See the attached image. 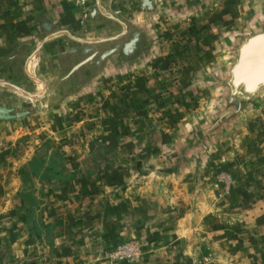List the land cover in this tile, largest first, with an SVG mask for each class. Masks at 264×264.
I'll return each instance as SVG.
<instances>
[{
	"label": "rangeland",
	"instance_id": "374dc122",
	"mask_svg": "<svg viewBox=\"0 0 264 264\" xmlns=\"http://www.w3.org/2000/svg\"><path fill=\"white\" fill-rule=\"evenodd\" d=\"M38 1L0 0L1 38L15 28L29 32ZM215 24V17L199 15L156 18L146 73L115 86L108 80L113 88L91 110L79 106L74 113L71 105L75 108L77 100L67 104L66 115L73 119L57 141L62 137L70 145L50 139L53 125L40 108L48 103L36 113L5 120L0 127V264H264V99L220 137L204 144L195 140L184 152L190 128L211 116L214 94L201 82L209 72L204 64H197L195 80L191 72L197 59L221 58L220 45H211L223 33L214 35ZM222 65L217 64L218 71ZM114 119L122 125L120 140L134 144L107 145L104 158L95 152L89 160L81 152L74 156L85 135L112 131ZM54 151L57 158L48 157ZM117 162L121 176L111 180L110 190L102 188L96 197L101 202L91 207L82 188L98 179L90 182L77 170L91 165L97 171ZM44 167L49 175L37 170ZM70 180L78 193L66 200H78L73 205L78 218H70L68 231L60 224L55 232L68 238L55 248L54 238L45 239L52 244L49 252L33 250L38 243L30 235L39 231L37 221H46L45 205L36 208L35 203L48 197L37 187L51 184L58 190ZM51 194V200L64 203ZM41 222L40 229L54 236L53 225Z\"/></svg>",
	"mask_w": 264,
	"mask_h": 264
},
{
	"label": "crops",
	"instance_id": "0c3cea01",
	"mask_svg": "<svg viewBox=\"0 0 264 264\" xmlns=\"http://www.w3.org/2000/svg\"><path fill=\"white\" fill-rule=\"evenodd\" d=\"M101 3L106 11L122 20L127 26V38L122 40L121 46L128 43L130 40L129 37L132 35L138 36V55L124 56L123 53L118 50L116 54L109 55L106 59H103L93 54L94 57L92 61L81 66L78 70L71 72L73 67L78 65L86 57H89L88 55H92L91 52L95 53V51L102 50L103 53L120 45L117 44L120 40H104L118 36L122 32V27L106 19L99 12L93 15L94 7L87 3V0H39L36 3L37 5L34 12L31 14L32 28L29 32L23 34L15 28L12 31H8L5 35L3 34L2 38L0 36V41H2V45H0V80H4L30 93H40V90L44 89L39 99L29 100L22 97L18 92L16 93L0 85V114L7 113V116L10 115L9 119L12 121V119L24 117V115L28 113H36L41 103H48L46 107L42 105L40 108H44L43 113H46L42 115L43 119L45 121H50L53 125L52 129H54V131H52V137L50 139L56 141V144L51 141L52 145H57L58 143L59 146H64L65 144H62L63 142H68V145H70L69 141H65L66 139H62V137H58L60 141H57V135H60V129L62 127L66 128L68 121L71 122L73 119L72 116L69 114L66 115L65 112L68 111L67 104L69 102L73 104V102L76 103L77 100L78 105L75 104V108L73 107L74 105H71L72 110L74 109V113H77L79 106L83 107V111L91 110L96 102H100V98H106V94H109L108 90L110 88L112 89L113 86L117 85L120 81L127 79L132 80L136 76L143 74V72L146 73L153 57L151 54L152 49H155L152 24L156 18L166 15H199L204 18L209 17V19L212 20L215 17L216 31L214 35L217 32L223 33L221 34L220 41L215 40V38L214 40L210 38L208 42L213 40L211 45L216 47H218L219 44L222 49V56L218 61H216V54L212 59L209 57V61H206L207 59L205 57L202 58L203 60L197 59V61H195L196 63H194L196 67L193 68L192 72L190 71L192 79L195 80V74L199 75L197 73V66L204 64L205 70L209 73L203 77V81L199 79L200 77L197 78V82L199 83L201 81L204 83L206 89H210L212 94H214V86L210 83L209 79L212 75L220 73L226 65V41L236 35L247 34L255 30V24L264 17V0H207L201 7L192 13L182 10L184 5L182 0H165L163 3L155 4L156 6L152 12L145 9L141 10L140 4L134 0H101ZM211 16L214 17L212 18ZM64 31H68L72 35L82 39L98 42L95 44L76 43L66 35H63ZM55 33V37L43 44L37 54L34 63L33 80L29 75V60H27V56L31 55L40 40ZM4 40L12 45L6 47V44L3 43ZM98 60L101 61L98 62ZM219 62L223 63L220 71H218L216 67ZM108 80L114 82L113 86L108 83ZM114 95L117 94L114 93ZM101 104L104 105V101ZM31 106L35 107L32 108ZM103 107L105 108V106ZM74 118H76V115H74ZM5 120L7 119L0 120V127L4 125ZM113 121L111 125L113 128L112 131H104V128H102V131L98 130L97 133L85 135L84 142L86 143H81L82 149L73 152L74 156L80 155L81 152V154L83 153L86 157L85 159L89 160L91 157H95L93 156L95 152L96 154H100L101 158H104L109 155L108 153H104V147L107 149L110 148L107 145H111L112 143H125L126 146L134 144V141H131V139L126 138L124 141L120 140V137L124 136L121 130V122H116L115 119ZM77 126L78 125H76V127ZM48 135H50L49 132H47V136ZM126 146L124 148H126ZM112 147L115 148L114 146ZM120 149L121 147H118L117 151ZM125 151L127 152L126 154L131 153L130 149H125ZM47 154H49L48 157L52 156L51 158H57L55 155L58 153L54 151L52 154L50 152ZM117 154L116 152L115 155L120 159V156ZM37 170L40 174L44 175H49L51 172L46 170L45 167ZM83 171L84 173L82 174ZM70 174H72V172H70ZM76 175H84L90 182L98 179L93 187L90 184L82 188V193L85 194L86 199L89 200V205L91 204V207H95L98 202H101L99 198L96 197L99 196L100 191H105L102 188L110 190V186L112 185L111 180L121 176V166L120 163L117 162L112 167H99L96 171L91 169L90 165V167L83 169L80 167ZM73 182L74 181L70 180L58 190L51 184H42V187H37V193L42 189L48 195L45 201L35 203L36 208L38 206L40 207V203L41 205H45L44 215H46V221H44V223L40 222L44 226L52 224L55 230L54 236H50L45 231V228L43 231L40 229V222L37 221L36 224H38L39 231L31 235L29 234L31 240L38 243L33 244V250L46 247L49 252L52 244L49 243V246H47V244L44 243L45 239L51 240L54 238L55 248L56 245H58V247L60 246L62 240L64 241L68 238L67 234L59 233L57 235L55 232L57 230L56 225L60 224H64L65 230L68 231L70 226L69 223L73 222L70 218H78L73 213V205L75 204L77 206V203L74 201L78 200L74 198L75 200H72V206H69V203L72 202L66 200L69 196H77V188ZM52 192L59 197H63L64 203L62 204L54 200L55 198L51 200ZM93 198H95V200ZM70 238H74L72 234ZM24 239H26L25 236ZM54 251L57 252V250Z\"/></svg>",
	"mask_w": 264,
	"mask_h": 264
},
{
	"label": "water",
	"instance_id": "95a60500",
	"mask_svg": "<svg viewBox=\"0 0 264 264\" xmlns=\"http://www.w3.org/2000/svg\"><path fill=\"white\" fill-rule=\"evenodd\" d=\"M139 2L141 10L149 9L152 4H159L162 0H134ZM187 1V0H182ZM192 4L191 0H188ZM187 2V5L189 3ZM87 3L94 7L93 15L99 12L106 19L119 24L122 27V32L115 37H110L104 41L119 40L126 36V24L114 17L106 11L101 3V0H87ZM188 7V6H187ZM256 29L247 34H239L225 43L226 50V65L220 73L212 75L209 79L213 84L215 93L214 100L210 106V119L207 122L201 121L198 125H193L188 133L189 145L184 152L195 145V140L199 143H206L208 140L216 139L227 132L237 123L240 115L248 109H256L264 99V17L256 24ZM55 34L48 35L40 40L35 46L31 55L27 56L29 75L33 77L34 63L36 56L43 44L55 37ZM71 40L80 44H95L96 41L86 40L72 35L68 31H64ZM137 41L136 37L124 45L123 54H126L127 47L132 46ZM100 42V41H99ZM114 49L103 53L101 58H105ZM34 56V57H33ZM93 57H87L78 65L71 69V72L78 70L81 66L92 61ZM34 80V79H33ZM37 83V82H36ZM0 85L8 89L18 92L22 97L29 100L39 99L44 89L40 93H30L21 88H18L4 80H0ZM38 85V84H37Z\"/></svg>",
	"mask_w": 264,
	"mask_h": 264
},
{
	"label": "flooded vegetation",
	"instance_id": "af4514ba",
	"mask_svg": "<svg viewBox=\"0 0 264 264\" xmlns=\"http://www.w3.org/2000/svg\"><path fill=\"white\" fill-rule=\"evenodd\" d=\"M163 1H165V0H162V2L161 3H163ZM192 1V4H190L189 2H188V0L187 1H184V5H183V8H182V10L184 11V12H190V13H192V12H194V11H196L199 7H201V5L205 2V1H207V0H191ZM187 2L189 3V5H187ZM139 3V2H138ZM155 3L154 4H152L151 5V7L149 8V9H145V10H147V11H149V12H152L153 11V9L155 8ZM188 6V7H187ZM188 12V13H189ZM129 34V33H128ZM129 36V35H128ZM134 37H136V39H137V41L132 45V46H129V47H127L128 49H126L125 51H126V54H123L124 56H131V55H138V53H139V49H138V42H139V39H138V36L137 35H132L131 37H129L130 38V40L128 41V42H130L132 39H134ZM125 38H127V36H124L123 38H121V39H119L120 41H118L117 42V44H120V45H118V47H114V48H111V49H109V50H112V49H114V52L113 53H111L110 55H114V54H116V51H118V50H120V52H122V51H124V45L125 44H127V43H125V44H123L122 46H121V44H122V40L123 39H125ZM137 44V45H136ZM109 50H107V51H109ZM107 51H105V52H107ZM105 52H103V53H105ZM101 53V54H100ZM103 53H102V50H98V51H95V53L93 52H91V54L92 55H88L89 57L91 56V57H94L95 55H97V56H99L100 58H101V56H103ZM89 54V53H88ZM93 54H94V56H93ZM109 56V55H108ZM87 58V57H86ZM104 59H106V57L104 58ZM101 60H98V62H100ZM87 64V63H86Z\"/></svg>",
	"mask_w": 264,
	"mask_h": 264
},
{
	"label": "trees",
	"instance_id": "16d2710c",
	"mask_svg": "<svg viewBox=\"0 0 264 264\" xmlns=\"http://www.w3.org/2000/svg\"><path fill=\"white\" fill-rule=\"evenodd\" d=\"M0 109H1V108H0ZM0 111H1V110H0ZM7 115H8L7 113H2V114H0V120H1V119H7V120H8L10 115H9V116H7Z\"/></svg>",
	"mask_w": 264,
	"mask_h": 264
},
{
	"label": "bare ground",
	"instance_id": "6f19581e",
	"mask_svg": "<svg viewBox=\"0 0 264 264\" xmlns=\"http://www.w3.org/2000/svg\"><path fill=\"white\" fill-rule=\"evenodd\" d=\"M210 75V74H209ZM245 116V115H244ZM240 119V118H239Z\"/></svg>",
	"mask_w": 264,
	"mask_h": 264
}]
</instances>
